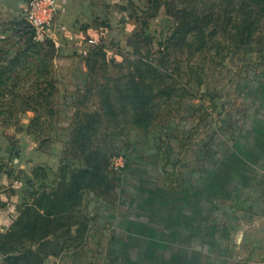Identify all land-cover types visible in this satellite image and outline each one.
<instances>
[{"label": "rangeland", "instance_id": "rangeland-1", "mask_svg": "<svg viewBox=\"0 0 264 264\" xmlns=\"http://www.w3.org/2000/svg\"><path fill=\"white\" fill-rule=\"evenodd\" d=\"M102 8L87 29L0 27V264H126L131 190L264 162V25L241 37L221 0Z\"/></svg>", "mask_w": 264, "mask_h": 264}, {"label": "crops", "instance_id": "crops-1", "mask_svg": "<svg viewBox=\"0 0 264 264\" xmlns=\"http://www.w3.org/2000/svg\"><path fill=\"white\" fill-rule=\"evenodd\" d=\"M57 1L54 26L60 30L87 29L107 3ZM25 2L0 0V27L19 20ZM234 156L238 166L227 167L218 160L210 170L186 181L185 188L182 183L170 187L172 203L184 205L185 214L173 215L170 231L158 234L165 239L139 249L132 264H264V162L238 152ZM2 225L0 217V229ZM143 253L147 256L142 257Z\"/></svg>", "mask_w": 264, "mask_h": 264}, {"label": "trees", "instance_id": "trees-1", "mask_svg": "<svg viewBox=\"0 0 264 264\" xmlns=\"http://www.w3.org/2000/svg\"><path fill=\"white\" fill-rule=\"evenodd\" d=\"M221 3V15L225 16L224 21L233 22L234 16L239 18L238 28H242L239 32L241 37L252 35L253 29L261 24L264 25V0H221ZM243 157L249 159L246 156ZM165 184L162 181L159 188L166 189L165 186H168ZM145 189L149 188L138 185L135 190H131L128 197V209L124 213L122 225L116 231L117 234L112 237V252L119 254L126 264H132L137 251L151 247L153 240L165 239L160 238L158 234L170 231L174 224L170 221L173 215L185 214L184 205L176 207L172 203L168 191L170 188L162 194L157 193L156 189L145 193L142 191ZM127 233L140 237L126 236ZM144 256H147L146 253L142 254V257Z\"/></svg>", "mask_w": 264, "mask_h": 264}, {"label": "built area", "instance_id": "built-area-1", "mask_svg": "<svg viewBox=\"0 0 264 264\" xmlns=\"http://www.w3.org/2000/svg\"><path fill=\"white\" fill-rule=\"evenodd\" d=\"M59 5L57 0H26L22 19L36 34H45L53 25Z\"/></svg>", "mask_w": 264, "mask_h": 264}]
</instances>
